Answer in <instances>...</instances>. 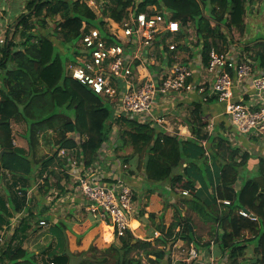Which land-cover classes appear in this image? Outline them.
Instances as JSON below:
<instances>
[{
	"label": "trees",
	"instance_id": "trees-1",
	"mask_svg": "<svg viewBox=\"0 0 264 264\" xmlns=\"http://www.w3.org/2000/svg\"><path fill=\"white\" fill-rule=\"evenodd\" d=\"M249 1L142 0L137 5L138 12H147L152 6L157 10L165 8L171 20L183 28L174 37V42L178 43L177 51L199 49L197 53L207 66L211 47L221 51L230 42L224 29L228 33L234 30L239 34L245 32ZM112 2L110 7H101L102 15L98 17L81 0H30L26 4L28 12L18 17L19 24L14 30L21 28L22 41H12V34L10 36L6 30V42L0 47V180L8 174L11 181L4 188L5 195H0V227L9 223L13 215H23L7 247L0 251V264H71L73 253L68 247V236L73 235L80 241L90 229L99 226L100 220L90 214L97 218V222L82 234H76L70 225L53 223L45 217L54 224L49 229L54 244L49 241V245L41 250V259L43 255L45 259L40 262L34 252L23 248L34 218L28 205L30 198L26 194L35 183V167L41 180L39 191L43 190L42 194L48 193L52 187L59 192L64 191L62 177L68 178L65 173L68 159L58 156L61 149L77 151L85 167L96 161L101 163L98 153L103 144L110 141L113 124H123L114 151L127 145L132 147V153L123 159L124 165L134 166L133 161L136 164L135 168H130L128 178L143 172L145 179L152 184L168 183L171 192L180 200L169 205L174 212L168 227L159 222L144 240L136 238L135 233L128 229L118 238V243L108 244L101 256L89 264H143V259L151 264L167 262L176 241L187 245L199 244L192 214L208 227L211 240L225 256L226 264H264V157H255L257 170L252 174L248 162L253 157L229 139L226 132H230L232 127L225 124L224 118L210 132L207 130L209 122L205 119L202 104H218L216 97L211 95L208 98L205 89L204 96L190 104L192 109L185 122L191 138L182 140L156 125L152 126L150 121L141 123L136 118L125 117L114 120L111 103H105L87 87L67 76L66 64L75 60L82 27H95L106 35L105 19L121 22L129 8L136 4V0ZM54 16H59L60 20L55 24L51 37H48L41 30L45 28L47 19ZM31 17L39 20L38 31H34ZM189 25L193 26L194 43L187 36ZM256 46L259 49L250 59L264 68V37ZM162 50L166 53L164 60L172 63L175 51H169L167 47ZM244 50L249 52V49ZM12 121L25 125L23 138L27 149L13 142ZM43 132L56 134L55 140H48L55 151L38 162L34 152L39 134ZM68 134L78 135L79 140ZM52 178L56 179L55 186ZM183 191H188L189 195L183 196ZM149 192L152 194L153 190L150 188ZM224 201L229 204L224 205ZM165 203L168 205V200ZM166 209L165 204L163 210ZM183 210L186 214H182ZM240 210H246L255 220L241 216ZM145 213L141 211L137 220L142 221ZM155 216L154 211L149 212L146 221L153 223ZM159 219L163 221V211ZM39 221H35L36 225L42 228ZM155 230L160 232V237H155ZM245 232L250 237H244ZM209 244L207 242L204 246ZM252 244L255 256L247 263L239 262L241 258L244 260L245 251ZM88 250L97 249L91 245ZM137 250L142 251L144 258L140 254H132Z\"/></svg>",
	"mask_w": 264,
	"mask_h": 264
},
{
	"label": "built area",
	"instance_id": "built-area-1",
	"mask_svg": "<svg viewBox=\"0 0 264 264\" xmlns=\"http://www.w3.org/2000/svg\"><path fill=\"white\" fill-rule=\"evenodd\" d=\"M81 30L78 53L74 61L66 64V74L105 103H111L114 120L136 118L143 123L151 117L158 97H187L192 93L203 94L207 89L208 95L216 97L218 103L224 106L223 114L233 129L227 135L230 140L239 135L264 141V68L256 66L240 44L230 39L232 44L227 49L218 51L211 47L207 66H204L200 55L187 63H181L174 57L172 63L166 60L160 65L156 75L141 77L135 75V71L142 65L150 64L147 55L154 56L156 45L161 51L163 47L175 51L178 45L174 37L183 28L171 20L165 8L138 12V5L134 4L123 21L106 23V35L95 27L84 26ZM5 33L6 30L0 32V47L6 42ZM195 66L206 73L204 76L200 74L199 81L194 79ZM207 84L210 85L208 88ZM69 151L61 149L58 156H69ZM72 161L75 165V160ZM73 168L72 190L87 202L85 210L110 227L116 238L122 237L128 229L134 232L130 223L137 212L134 192L126 178L116 177L106 181L98 162L89 167L80 162L78 167ZM55 192L51 189L48 199L57 197ZM182 195L188 196L189 192L183 191ZM223 203L229 204L228 201ZM239 214L255 220L246 210H240ZM45 225L44 220L39 221L40 227ZM185 255L182 260L170 256L162 264H203L198 249L193 245L189 246ZM210 259L208 264H213V259Z\"/></svg>",
	"mask_w": 264,
	"mask_h": 264
},
{
	"label": "rangeland",
	"instance_id": "rangeland-1",
	"mask_svg": "<svg viewBox=\"0 0 264 264\" xmlns=\"http://www.w3.org/2000/svg\"><path fill=\"white\" fill-rule=\"evenodd\" d=\"M12 1V0H11ZM9 1V2H11ZM30 0H28L24 6H23V12L27 13L28 11L26 10V4L29 2ZM89 0L84 1L88 5L89 7L92 8V10L96 13V15H98V17H100L102 15L101 12H99L101 10V7H99L100 4H103L104 7H106V4L108 5V7L112 6L113 2L112 0L109 1L108 3L104 4L101 3L100 0H93V3H89ZM142 0H136V4H139ZM20 1L16 0L15 2H12L9 4V8L12 10V17H11V22L8 21L6 30L8 31V33L10 32V36L12 34V36L10 37L12 41L16 42V43H20L22 41V39L20 38V31L21 28L17 29L15 32V28L18 26L19 21L17 20L21 14H20V9L19 7L16 8V5L19 4ZM249 7L246 11V16H245V22H246V30L243 34H239L238 31H233L232 33H228L226 29H224V33L225 35L229 36V41L230 39L233 40L235 43L240 44L244 49H249V52H247L246 50H244V52L246 53V55L250 58V56H253L255 54V52L259 49V46H256L258 44L259 41H261L262 37H264V0H250L248 3ZM156 9L155 7H149L148 9ZM4 15V14H3ZM31 22L34 23L35 25V30L34 31H38L40 29V24L38 23V19H36L35 17H31ZM60 20L59 16H54V17H49L47 19L45 28H43L41 31L42 33H44V35L51 37L52 33L54 32L55 29V24ZM106 23L108 24L110 21H108L107 19ZM108 21V22H107ZM113 21V20H112ZM9 28V30H8ZM188 30H193V26L189 25V27L187 28ZM193 33V32H192ZM53 38V37H52ZM192 43L195 42V40H191ZM57 42V41H56ZM230 44H232V42L230 41L228 43V46L226 48H228L230 46ZM76 47H78V44H76ZM61 49V47H59ZM224 48V49H226ZM223 49V50H224ZM199 49H197L198 51ZM177 51V48L175 50V53ZM198 56L195 57V59ZM179 61H184V62H188L189 60H192V58L189 57V53L188 51H186L183 55V57L181 59H178ZM186 117V115H184V118ZM170 122L172 126H175L176 124L178 125L180 123V121L183 120V118L179 117L178 115H176L175 117H173V115H171L170 117ZM129 119V118H128ZM11 127H12V134H13V142L15 143V145H23L26 147L27 149V145H26V140H22L21 136L24 135L25 133V125L20 123L17 124L14 121L11 122ZM123 124L121 125H114L113 126V132H112V136H111V140H114L116 138H120V130L122 129ZM207 130L210 132V127H207ZM68 136H74L76 137V140H79L78 135L76 134H68ZM38 144L35 148V161H41L42 159L51 156L52 153L55 151V148L52 146V144H48V140L50 141L55 140L56 138V134L53 133H40L39 137H38ZM249 140L252 142L254 141L253 139L249 138ZM232 143L235 145L237 140L236 139H232L231 140ZM105 144H103V146L101 147V150L98 153V157L100 161H103L104 157L106 156L105 154L111 153L112 152V145L108 144V148L109 151H107L106 147L104 146ZM242 146V145H241ZM241 149L243 150H247V152L249 154H251V156L253 157L252 159H255V157H264V141L262 140H258L256 143L254 141V143H252L249 147H245L242 146ZM75 150L70 152V158L69 160H67L66 163V175L68 176V178H65L64 176L62 177V181H63V187L65 188L64 191L58 192L56 191V195L57 197H53L52 199H48V193L46 194H42V191H39L40 189V178H38L37 176V168L35 167L34 169V175L33 177H35V183H32V188L31 190H29V194H28V205L30 207V210L32 211L34 218L32 219V227L30 230L27 231V237L25 238L24 242V246L26 247L27 250L31 251V252H36V256H37V260L42 262L45 258V256H42L41 259V250L43 251V249H45L46 244L49 241H52L54 244V238L53 236L49 233V229L52 225H54V222H61L62 224H66V225H70L71 229H73V225L76 223L78 224L80 227H77L75 229V233L76 234H82L84 232L85 229H87L90 225H92L94 222H97V218L95 219L92 215V213L88 212L85 210V208H83V206H78V207H74V206H70L68 203L64 202L65 198H64V194L66 193H73L72 192V188H73V177L70 176L69 174V169H74V167H78L79 163L82 162L81 158L75 154L74 152ZM115 151L113 150L112 152V158L108 157L110 156H106V159H108L109 161H111L112 166L115 168L114 171H120L118 172V174H116L117 177L119 178H123V172H128L129 169V165L127 164H123L122 161L125 157H128L130 154L132 153V147L130 145H127L126 147H124L122 150H118L116 151V153H114ZM108 153V154H109ZM119 158L120 161H118L117 159ZM72 159L75 160V165L72 164ZM254 161V160H253ZM98 162V161H96ZM99 163V162H98ZM100 165V163H99ZM71 166V167H70ZM248 166L250 167V171L252 174L256 173L257 170V162H248ZM101 167V165H100ZM58 168V167H57ZM102 168V167H101ZM128 168V169H127ZM56 169V168H55ZM59 171V169L57 170ZM125 176L127 173H124ZM11 181L10 177L6 176L4 177L2 180H0V195H5L4 192V188L6 186V184H9ZM52 183L55 186L56 183V179L52 178ZM37 183H39L37 185ZM54 189V187H52ZM57 190V189H56ZM153 190V189H152ZM149 192L144 189L143 192L141 193V195L136 196V201H137V205H138V215L140 214V212L143 210V207L147 205V203H149ZM78 198V197H76ZM161 207H160V211H157L156 207H151L149 209V212L154 211V213L156 214L155 216V221L152 223L150 221H146L147 216L144 215V218L142 221L138 222L140 223L139 228L135 231V237L138 239H142L144 240L146 237H149L152 233V231L155 229L156 225L159 222H164L167 221L168 225L169 223L173 220V209L169 206L170 203L167 206L166 210H163L164 207V202L165 200H167L164 197H161ZM79 199V198H78ZM180 199H176V203H178ZM169 202V201H168ZM79 203V202H78ZM70 210V212H68ZM159 209V208H158ZM185 210V208H184ZM163 211L164 212V219L163 221H160V219H158V215H160L159 213ZM148 212V210H147ZM158 212V213H157ZM184 214H186L184 212ZM19 217H16L18 215H14L12 217H10L9 221H10V225L9 226H4L3 228L0 229V251L4 250L7 247L8 242L11 239V236L13 235V233L15 231H17L18 227L20 226V222L21 219L20 217L22 216V214H19ZM52 216V221L53 223L51 224L48 220H46L47 225L42 226V228H38V225H36V220H43L45 219V217H50ZM96 217V216H95ZM167 219V220H166ZM87 221V222H85ZM85 222V224H84ZM101 223V222H100ZM133 224V223H132ZM5 227V229H4ZM165 227H168L165 225ZM109 228V229H108ZM106 228V225L102 224L99 227H94L92 229L89 230L88 233L84 234L82 239L80 241L77 240L76 237H74L73 235H69L68 239H70V241L68 242V247L71 253H73V258L71 259L70 263L71 264H89L88 262L90 261H94V258H98L101 256V254L103 253V250L106 249L111 243H118L117 240L118 238H116L115 235H113L110 227ZM132 228V227H131ZM133 229V228H132ZM44 230V231H43ZM208 232V228H204L203 231ZM160 232L156 231L154 232L155 237H160L159 234ZM110 234V238L111 240H108V242L110 243H106L105 242V235ZM244 237H250V234L248 232L244 233ZM94 246L96 247V251H91L88 250V248L90 246ZM174 246V245H173ZM203 247V246H201ZM50 251V250H49ZM174 252V256H178L179 258L182 257V254L180 255V251L179 248L177 249H173ZM54 253V252H53ZM133 255L137 256H142L144 258V255L142 254L141 250H137L132 252ZM140 254V255H139ZM51 255V254H50ZM254 245H249L247 248V252H246V257L244 258V260H242V258L240 259L239 262L242 261L243 262H248L249 260L252 259V257H254ZM183 258V257H182ZM255 260H252V262H254ZM146 262L143 259V263ZM213 264H225V262H221L220 259L217 260H213Z\"/></svg>",
	"mask_w": 264,
	"mask_h": 264
},
{
	"label": "crops",
	"instance_id": "crops-1",
	"mask_svg": "<svg viewBox=\"0 0 264 264\" xmlns=\"http://www.w3.org/2000/svg\"><path fill=\"white\" fill-rule=\"evenodd\" d=\"M15 1L16 0H12L11 2H6L4 0H0V32L6 30L8 21L11 22L12 10L9 8V4L12 3V2H15ZM19 1H20V3L16 5V8L19 7L20 14H23L24 13L23 12V9H24L23 6L28 0H19ZM81 1H86V0H81ZM109 1H111V0H100V2L104 3V4L108 3ZM88 2L94 4L93 0H89ZM88 5H90V4H88ZM103 6H104L103 4L99 5V7H103ZM110 22H112V21H110ZM187 32H188L187 36H189V39L193 40L194 39V37H193L194 36V30H188ZM231 48H233V47H231ZM241 49L244 51L243 47ZM154 53H155L154 56H151L150 54L147 55V58L149 59L150 64L146 65V66L142 65L141 67H139L138 71H135V75L143 77L145 75H149V74L156 75L158 73L157 70L159 69V66L162 65L166 61V60H164L166 58V53L164 51H161L157 47V45L154 47ZM184 53H185V51H183V52L182 51H176L175 56L178 59H181L183 57ZM188 53H189V57L190 58L198 56L197 50H195L193 48L192 49L190 48L188 50ZM191 54H193L192 57H191ZM194 54H195V56H194ZM256 66H257V64H256ZM194 70H195L194 76H195V78L198 81L200 80V77H199L200 74H203V76L206 74L204 71H201L196 66L194 67ZM209 86L210 85L207 84L206 88H208ZM203 96H204V93L203 94L192 93L191 95H189L187 97H181V96L179 97V96H176V95H170V96L165 97V98L158 97V99H156V102L153 105L152 112H151V117L148 119V121L152 122V126L156 125L157 127L163 129L166 133L171 134V135H177L182 140H186L188 138H191V133H190L188 127L186 126V122L185 121H186V118L189 116L190 110L192 109L190 104L192 102H194V101H197L199 99V97H203ZM207 97L209 98L210 96L207 95ZM204 101H206V100H203L202 102H204ZM202 105H203L202 106L203 112L205 114V119L209 122L210 130L217 123H220V122L224 121V119H225V124L226 125L229 124L230 127H231V124H230L228 118L223 114L224 106L222 104H219V103L218 104H216V103L209 104V103L205 102ZM171 115H173V117L178 115V118L181 117V118H183V120L180 121V123L178 125L176 124L175 126H172L171 122H170ZM184 115H186L185 118H184ZM114 125L117 126V124H113V126ZM232 130L230 132H228V133L226 132V134L228 135L229 133L232 132ZM21 139L25 141L23 136H21ZM234 139L237 140L236 145H238L239 147H242V146L249 147L252 143H254V141L251 142L247 137H243V136H239V135L233 136V140ZM108 144L112 145V152H113V150H114L113 147L116 146L118 143H117L116 139H115V141L110 139V141L108 143H105V145H104L106 147L107 151H109ZM26 145H27V142H26ZM17 146L26 148L25 146H23L21 144L17 145ZM70 152L71 151H69L68 155H70ZM112 152L109 153V154L108 153L105 154L106 156L110 155L108 157V159L112 158L111 157L112 156ZM114 153H116V152H114ZM75 154H77V151L75 152ZM129 154H131V153H129ZM106 156L104 157L103 161H101L100 165L102 167L101 170L103 171V173H105V176L107 178L106 181L110 182L114 178L117 177L116 174H118V172H120V171H117V172L114 171L115 168L112 166V164H111L112 162L109 161L108 159H106ZM66 158L69 160L70 156H66ZM98 159H99V157H98ZM117 160L120 161L119 158ZM133 160H135V159H133ZM255 161L257 162L256 159H251V160H249V163L250 162H255ZM133 162H134V166H136L135 161H133ZM122 163H124V162L122 161ZM134 166L130 165L129 169L130 168H135ZM183 167H185V164L183 165ZM248 168H249V166H248ZM73 170L74 169H71V170L69 169L70 176H72L71 172L73 173ZM128 172H123V177L126 178L127 184L132 188V190L134 192V205H135L137 214H136V217L134 219H132V221H131V227L135 231V229H137L140 226V223L137 220L138 205H137V201H136V196L141 195V193L143 192L144 189H146L148 192H149L150 188L153 189V193L152 194H151V192H149L150 193L149 194V196H150L149 203H147V205L144 206L143 210H142V211L146 212L145 213L146 216H148L149 209L151 207H156L157 211H160V207H161L160 206L161 205L160 201L162 199L161 197L166 198L169 201V203H175L177 197H176L175 194H173L171 192V186L168 183H166V184L165 183L164 184H152V183L148 182L145 179V175H144L143 172L135 173L134 175H131L130 178H128ZM124 173H127L126 176H125ZM6 176L10 177L8 174H6ZM196 187L198 188L199 185H197ZM53 190H56V189H53ZM236 190H238V189H236ZM56 191H58V190H56ZM72 192H73V190H72ZM76 197H78L79 199L76 198ZM64 198H65L64 202L68 203L70 206H74V207L83 206V208H85L87 206V202L85 201V199H83L81 197V195H79L78 193H75V191L72 194H71V192L64 194ZM70 210L71 209H69L68 212H70ZM147 210H148V212H147ZM182 214H184V210L182 211ZM16 215H18V214H16ZM49 218L52 220L53 217L50 216ZM157 218L159 219V215H158ZM191 218H192V223H193L195 236L198 239V241H200V242H198L199 244H189V245H187L183 241L179 240V242H177L176 245L174 247H172L171 256L173 258H175V259L182 260V259L186 258L185 252L187 251L189 246L193 245L194 247H196L198 249L199 258L201 259V262L203 264H208V261L211 260L210 258H212L213 260L220 259L221 262L223 261L226 264L227 262H226L225 256H222L221 250L219 249L218 245H216L211 240V237H210V234H209V229H208V232H207V230L203 231L204 228H208V227H206L203 224L202 220L200 218H198L195 214H192ZM43 220L46 222V219H43ZM163 223L166 226H168V222L167 221H164ZM102 224H104V223H102V222L99 223V226L102 225ZM9 225H10V222L6 223L4 226H9ZM73 227L74 228L72 230L75 232V229L77 227H80V226L75 223L73 225ZM1 228H3V225H2V227H0V229ZM105 242L106 243H110L108 241H105ZM207 242H210V244H209L208 247H205L204 245ZM24 244H25V242L23 243V248L26 249ZM47 245H49V242L46 244V246ZM201 246H203V247H201ZM178 248H179V251L181 252L180 255L182 254L183 258L182 257L179 258L178 256H174L175 254L173 252V249L174 250L175 249L178 250ZM245 252H247V249H246ZM180 264H184V263H180Z\"/></svg>",
	"mask_w": 264,
	"mask_h": 264
},
{
	"label": "bare ground",
	"instance_id": "bare-ground-1",
	"mask_svg": "<svg viewBox=\"0 0 264 264\" xmlns=\"http://www.w3.org/2000/svg\"><path fill=\"white\" fill-rule=\"evenodd\" d=\"M130 226H131V223H130ZM106 228H108V227H106ZM110 236H111L110 234H108V235L106 234L105 235V241L111 240Z\"/></svg>",
	"mask_w": 264,
	"mask_h": 264
},
{
	"label": "water",
	"instance_id": "water-1",
	"mask_svg": "<svg viewBox=\"0 0 264 264\" xmlns=\"http://www.w3.org/2000/svg\"><path fill=\"white\" fill-rule=\"evenodd\" d=\"M10 35V33H9ZM247 212V211H246ZM190 238H191V241H193V236H192V233H190ZM255 262V261H254Z\"/></svg>",
	"mask_w": 264,
	"mask_h": 264
}]
</instances>
